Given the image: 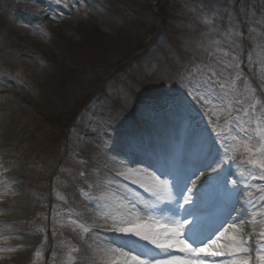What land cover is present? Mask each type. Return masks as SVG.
<instances>
[{
	"label": "rangeland",
	"instance_id": "1",
	"mask_svg": "<svg viewBox=\"0 0 264 264\" xmlns=\"http://www.w3.org/2000/svg\"><path fill=\"white\" fill-rule=\"evenodd\" d=\"M145 137L206 150L190 174L223 162L264 231V172L244 162L264 148V0H0V264H111L91 225L161 224L95 203L123 184L112 150L168 167ZM222 232L224 264H250Z\"/></svg>",
	"mask_w": 264,
	"mask_h": 264
},
{
	"label": "bare ground",
	"instance_id": "2",
	"mask_svg": "<svg viewBox=\"0 0 264 264\" xmlns=\"http://www.w3.org/2000/svg\"><path fill=\"white\" fill-rule=\"evenodd\" d=\"M184 124L183 127H186L185 121H182ZM142 134V133H138ZM143 135V134H142ZM135 142V141H134ZM133 143V142H132ZM136 143V142H135ZM158 144L160 142H157ZM168 144V145H167ZM165 144H159L160 148L164 150L169 146V143ZM150 148H152L150 146ZM171 154L167 155L166 161H172V167L168 170H165V165L162 161H160L158 164H155L156 160H149V161H140V157L138 154H135V157L125 156L124 154H117L121 160L122 167L125 169V179L127 180L126 183L121 185H114V189L109 191V193H105V195H100V198H97L98 202H95L96 204H100L103 207H108L110 203H115V206L119 207H126V208H132L134 209L137 205L145 206L146 208L150 210H158L161 209L162 205H165L169 203L167 200H162L160 197L163 195L162 193L158 192V185L162 181H167L169 183V186H171L175 182V178H178V182L176 184V190L178 192L181 191V187H186V184L183 183V179L181 177V165L184 164L191 165L193 163L198 162V164H202L200 160L204 158L208 152L204 149L199 151L198 153L202 155L201 156H194L189 155L187 152L184 151V148L182 145L170 147L169 149ZM167 150V151H169ZM208 156V155H207ZM1 157V156H0ZM1 160V158H0ZM139 160L142 163H138ZM129 161H132L133 163L130 164ZM124 162V163H123ZM165 162V161H164ZM205 164V163H203ZM1 168V165H0ZM153 170L154 174L150 172ZM187 168H185V172H189ZM236 174V171H233L232 175ZM192 174H189V177L191 176V179L193 183H189L188 187L193 189V193L190 197L191 199V205L185 204L183 202V208L185 206H191L193 207V210L196 212L201 209L202 211H205L208 215V222L213 219H217L219 217V222L221 227H224L226 232H233L234 234L241 235V240L244 241L242 244L236 245L237 247H244L248 248L249 252H233L232 255L236 254L237 257L244 258V260H248L250 264H264V261L260 259V257L264 256V243L262 238L260 237V233L263 230H260V224L257 223V216L259 212V205L257 202H254L253 197L250 192L247 190H241L242 195L239 197V202L235 203L234 206L237 207V212H233L231 216L228 215L229 209H225L219 207L216 208L215 205H213V199L209 198L207 196L208 192V186L207 185H201L200 181L192 177ZM184 178V177H183ZM203 179V178H202ZM149 189H152V191H149ZM172 195L175 196V189H172ZM185 195H189V193L185 192ZM217 209V210H216ZM164 215V214H163ZM239 215V219H238ZM166 226H173L175 221H180L184 224L183 228V237L182 238H189L195 236L197 240H203L205 236L202 234L197 235V231H194L191 229L193 220H186L181 221L179 216H170L167 215L166 217ZM212 221V222H213ZM215 225V222H213ZM236 224V228H233L232 225ZM213 225V227H215ZM217 225V224H216ZM112 229V222L111 226H109ZM220 227V228H221ZM243 229V234L239 233V229ZM111 237V243L114 244H120L121 246H125V242L129 239L124 234H118L114 231L111 233H108L107 235L105 233H101L100 236L105 238L106 241H110V239H106L107 237ZM251 237V239H249ZM132 239V238H131ZM135 245L128 244L125 247L129 248L127 250H116L115 248H112L111 245H107L103 242V246L105 249H108L109 252H111L113 255L109 258L111 259V264H123V259L121 258V254L123 252H130L133 255H141L142 258H148V259H154L156 257L162 256L167 252L170 253H183L179 247L170 249L168 251H162V250H155L151 248V246L147 244H143L137 240ZM191 242H193L190 239ZM112 243V244H113ZM263 245L262 250L259 249ZM145 249H151V251L147 254V256L144 255ZM214 250H217L215 247ZM225 254L221 257H227L230 255V253H227L226 251H223ZM177 257V256H175ZM181 258V257H178ZM190 258L189 254L187 255L188 259ZM219 256L216 257H209V256H203V259L205 260V264H219L218 259ZM155 264V262H153Z\"/></svg>",
	"mask_w": 264,
	"mask_h": 264
},
{
	"label": "snow or ice",
	"instance_id": "3",
	"mask_svg": "<svg viewBox=\"0 0 264 264\" xmlns=\"http://www.w3.org/2000/svg\"><path fill=\"white\" fill-rule=\"evenodd\" d=\"M221 87L223 88L224 85L221 84ZM200 99L203 98L201 97ZM204 103L208 104L210 101H204ZM237 119H239V117H237ZM233 139L236 138L234 137ZM245 151L249 153V155L244 162L264 172V148L255 150V153H259L258 156H255L251 147L245 146ZM214 163L216 164V167H213ZM203 167L205 169L204 171H200L198 174L193 173V175L196 176V179L200 181L201 185L208 186L207 196L213 199L214 203L218 202L223 205L225 209L230 208L228 215L231 216L233 212H237L234 204L239 202V197L243 194L241 191L242 186L238 184V179L229 180V175L231 174L224 173L223 162L213 161L204 164ZM121 175H123V173H121ZM201 177L203 179H201ZM182 179L183 183L186 184V187L182 186L180 192L176 190L178 178H175V182L171 186H169L167 181H162L158 185V192L163 194L160 198L169 202L175 201L177 205V214H179V202L183 200L185 204L191 205L190 197L193 193V189L188 187L189 183H193L191 176ZM173 188L175 189V196L172 195ZM149 191H152V189H149ZM185 192L189 193V195L186 196ZM186 211L187 209H184V212ZM232 227L236 228V224H233ZM183 228L184 224L180 221H175L173 226L161 227L158 223H143L139 219L133 221L124 218H113L112 220L113 231L118 234H124L129 238L125 242V246L128 244L135 245L136 241L131 238L137 237L147 241L162 251H168L179 247L182 252L188 253L191 257L185 259L173 256L168 259L155 260V264H205L203 256L216 257L225 254L221 250H214L219 239V237L216 239L212 238L213 236H216L215 232H213L212 236H209L206 240L198 241L197 238L193 236L191 237L193 242L189 243L188 239L182 238L184 235ZM84 231L88 232L89 229L84 228ZM238 231L240 234H243L242 228ZM221 235H223V233H221ZM260 237L264 240V231H261ZM249 239H251V237ZM231 240L232 244L229 247L233 252H249L248 248L236 247V245L244 242L241 239H238L237 236H232ZM194 244L197 246L194 247ZM150 251L151 249H145L144 255L147 256ZM121 258L123 259V264H153L152 259L142 258L141 255H133L130 252H123ZM260 259L264 261V256L260 257ZM244 264H247V261H245Z\"/></svg>",
	"mask_w": 264,
	"mask_h": 264
}]
</instances>
